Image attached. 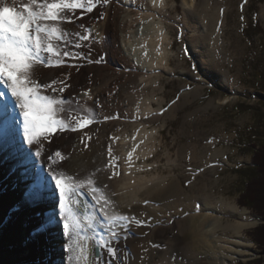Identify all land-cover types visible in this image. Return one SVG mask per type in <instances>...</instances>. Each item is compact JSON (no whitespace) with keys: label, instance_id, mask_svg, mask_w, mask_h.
Segmentation results:
<instances>
[{"label":"bare ground","instance_id":"bare-ground-1","mask_svg":"<svg viewBox=\"0 0 264 264\" xmlns=\"http://www.w3.org/2000/svg\"><path fill=\"white\" fill-rule=\"evenodd\" d=\"M176 1L113 0L105 9L104 19L97 20L94 10L80 21L99 36L88 48L79 51L93 60L102 58V63L69 61L77 63L78 67H40L37 77L42 83L64 79L65 73H71L67 80L71 87L63 93L64 97L75 98L79 106H72L77 112L82 107L99 121L80 131L57 132L50 143L43 144L42 157L35 155L36 146L28 145L19 105L0 84V129L10 128L0 137L2 258L7 261L15 258L18 264H69L63 248L66 238L62 236L61 224L57 223L59 207L57 204L54 210L51 206L55 197L48 174L51 163L48 157L59 150L66 158L53 165L58 171L88 177L106 163L110 137L119 138L111 143L113 153L118 157L120 176L108 180L109 172L100 171L96 172L95 182L101 188L107 184L105 191L116 193L111 198L115 201L117 215L147 221V226H137L133 221L127 241L120 242L119 254L124 264H233L252 257L253 246L245 231L256 226L259 218L246 208L241 209L234 201L217 198L214 188L204 181L202 172L206 166L207 148L203 149L201 157L195 156L203 165L189 171L193 179L195 174L201 177L189 183L188 188L181 178L163 175L159 167L151 165L155 159L157 136L163 135V130L155 124L163 120L166 125L180 110L179 104L167 110L166 99L158 96V91L165 89L164 84L161 86L162 79L172 77L174 72L171 52L175 41L169 36L168 24L176 27L181 37L200 24L202 29L200 36L188 39L181 48L183 53L194 58L197 66L194 72L182 71L197 83L194 89L187 83L181 86L183 107L191 99L203 96L210 83L219 80L225 86L230 82L228 72L221 67L220 54L224 55L221 0H184L183 20L179 8L173 9L177 15L170 10ZM137 6H143L144 12L133 10ZM66 27L70 31L75 28L74 25ZM89 89L90 95H83ZM214 105L210 102L200 110ZM104 116L120 118L104 121ZM86 136L92 138L90 142L85 141L87 148L81 142ZM134 147L136 151L129 167L127 158ZM181 150L175 166L193 159L185 146ZM224 152H213L211 158L216 161L208 164L217 163ZM168 158L174 163L171 157ZM43 181L46 183L44 188L38 186ZM84 210L82 205L81 211ZM87 211L91 212V208ZM21 224H24V230ZM19 230L20 234L17 233ZM5 237H9L6 242ZM153 243L161 248H152Z\"/></svg>","mask_w":264,"mask_h":264},{"label":"snow or ice","instance_id":"snow-or-ice-1","mask_svg":"<svg viewBox=\"0 0 264 264\" xmlns=\"http://www.w3.org/2000/svg\"><path fill=\"white\" fill-rule=\"evenodd\" d=\"M112 3L113 0H12L11 3L0 0V84L18 103L23 116L24 136L30 147L36 146L37 157L43 156V144L50 143L57 132H76L99 122L95 115L82 107L77 112L72 106H79L75 98L64 97L63 93L71 87L67 83L71 73H65L64 79L42 83L37 72L40 67H78L77 63L69 61L102 63V58L93 60L79 51L88 48L99 36L80 21L94 10L97 20L104 19L107 15L105 9ZM133 10L144 12L143 6ZM66 25L75 28L70 31ZM90 92L89 89L83 95H90ZM119 118L104 116L103 120ZM91 139V136L82 138L85 148L88 147L85 141ZM109 139L106 163L96 172L108 171V180H113L120 176V171L111 141L119 138ZM135 151L134 147L128 154L129 167ZM65 158L59 150L50 155L48 174L55 197L51 206L54 210L57 204L59 207L57 223L62 224L61 233L66 238L63 248L69 264H124L119 254L120 242L127 241L133 221L137 226H147V221L117 215L115 201L111 198L116 193L105 191L107 184L103 188L96 184V172L82 178L58 171L53 165ZM82 205L85 206L83 212ZM89 207L91 212L87 211ZM151 247L159 249L161 245L153 243Z\"/></svg>","mask_w":264,"mask_h":264},{"label":"rangeland","instance_id":"rangeland-1","mask_svg":"<svg viewBox=\"0 0 264 264\" xmlns=\"http://www.w3.org/2000/svg\"><path fill=\"white\" fill-rule=\"evenodd\" d=\"M221 2L223 7L221 42L224 49V55L220 54L221 67L223 71L228 72L230 82L225 86H222L219 80L210 83L205 87L203 96L191 99L185 107L181 100L184 92L181 86L187 83L194 89L197 83L183 75L182 71L185 72V69L194 72L197 66L194 58L189 57L188 53H183L181 48L188 39L202 34L201 24L183 38L176 27L168 24L169 36L175 41L171 52V66L174 72L172 77L165 76L162 79L161 86L164 84L165 89L158 91V96L166 99L164 105L167 110L175 104H179L180 110L175 118L167 121L166 125L163 124V120L155 124L163 130V135L157 136L155 153L153 152L155 159L151 165L159 167L163 175L181 178L183 185L188 188L189 183L201 177L198 174V178L195 174L196 177L193 179L189 171L190 168L203 165L195 156L201 157L203 149L207 148L208 155L204 159L206 166L202 172L204 173L202 176H205L204 181L214 188L217 198L224 197L239 206L238 200L246 182L255 175L251 144H264V0ZM170 7L172 12L179 8L183 20L184 0H177ZM173 14L177 15L176 12ZM210 102H214L215 105L209 106L205 111L200 110L207 107ZM184 146L193 159L181 161L183 163L175 166V159L182 154L181 149ZM193 148L197 150L193 151ZM218 150L225 151L223 157H218V164H208L216 161L215 158H211V154ZM168 157H171L174 163H170ZM188 177L191 178L186 182ZM239 207L249 210L259 218V222L245 231V236L253 246L252 257L238 260L233 264H253L264 256V250L252 242L249 235L264 220L252 209ZM21 226L24 230V224ZM17 233L20 234V230ZM7 240L9 237L4 238V242ZM18 263L15 258L7 261L0 256V264Z\"/></svg>","mask_w":264,"mask_h":264},{"label":"trees","instance_id":"trees-1","mask_svg":"<svg viewBox=\"0 0 264 264\" xmlns=\"http://www.w3.org/2000/svg\"><path fill=\"white\" fill-rule=\"evenodd\" d=\"M251 146L255 175L246 182L238 203L241 207L252 209L264 220V144L254 143ZM249 236L259 248L264 250V223L254 229ZM253 264H264V256Z\"/></svg>","mask_w":264,"mask_h":264}]
</instances>
